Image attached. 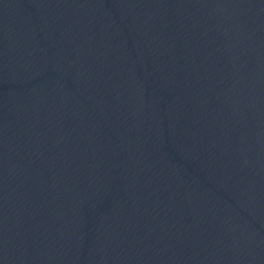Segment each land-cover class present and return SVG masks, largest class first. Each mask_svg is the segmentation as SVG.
I'll return each mask as SVG.
<instances>
[{
	"label": "water",
	"instance_id": "95a60500",
	"mask_svg": "<svg viewBox=\"0 0 264 264\" xmlns=\"http://www.w3.org/2000/svg\"><path fill=\"white\" fill-rule=\"evenodd\" d=\"M0 264H264V0H0Z\"/></svg>",
	"mask_w": 264,
	"mask_h": 264
}]
</instances>
